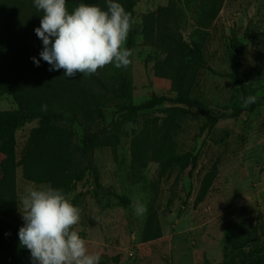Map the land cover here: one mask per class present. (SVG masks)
I'll use <instances>...</instances> for the list:
<instances>
[{
  "label": "rangeland",
  "instance_id": "374dc122",
  "mask_svg": "<svg viewBox=\"0 0 264 264\" xmlns=\"http://www.w3.org/2000/svg\"><path fill=\"white\" fill-rule=\"evenodd\" d=\"M133 1L137 34L124 45L133 50L132 63L98 69L106 93L91 74L65 77L60 85L64 72L49 71L41 39L0 40V77L27 81L22 89L36 104L75 107L105 143L85 156L84 128L65 114L67 148L86 169L84 182L68 195L80 210L74 230L100 264H264V105L247 113L230 78L231 45L238 41L245 48L246 88L264 102V0ZM115 2L125 8L123 0ZM66 3L71 12L81 3L107 10V0ZM9 8L10 27L41 24L34 0H15ZM182 95L220 120L209 124L181 104L132 110L153 96ZM9 111H18L16 103L0 96V112ZM39 127L35 120L16 132V203L28 189L52 187L51 156L32 136ZM4 160L0 155V181ZM135 200L146 205L145 215L134 214ZM16 213V222L0 217L1 239L24 226L18 204Z\"/></svg>",
  "mask_w": 264,
  "mask_h": 264
},
{
  "label": "clouds",
  "instance_id": "9594fccd",
  "mask_svg": "<svg viewBox=\"0 0 264 264\" xmlns=\"http://www.w3.org/2000/svg\"><path fill=\"white\" fill-rule=\"evenodd\" d=\"M34 6L43 12L35 33L42 40L40 58L51 66L49 71L63 69L64 77L71 78L77 73L95 74L109 64L120 69L132 63L133 50L124 45L135 21L115 0H107V10L81 3L71 14L66 0H34ZM32 59L39 67L40 59ZM256 100L248 96L242 107ZM17 204L24 221L18 233L20 246L30 251L33 264H100V255L90 253L86 240L74 230L80 210L63 189L31 188ZM131 206L137 216L147 212L139 200Z\"/></svg>",
  "mask_w": 264,
  "mask_h": 264
},
{
  "label": "trees",
  "instance_id": "16d2710c",
  "mask_svg": "<svg viewBox=\"0 0 264 264\" xmlns=\"http://www.w3.org/2000/svg\"><path fill=\"white\" fill-rule=\"evenodd\" d=\"M15 0H0V28H5L6 35H0V40L12 39H40L35 29L40 27L39 23L21 22L15 24V27H10L7 22L9 16V4ZM25 1V0H24ZM32 1V0H29ZM123 4L127 12L131 13L135 19V4L133 0H123ZM66 7L70 11V6L66 3ZM159 15H161L159 13ZM159 27L161 19H159ZM137 34V27L132 24L128 41L132 45ZM234 52L233 58V73L230 78L239 84L244 97L251 96L244 83V75L242 73L243 61L245 59V48L240 42H234L231 45ZM64 72L63 69L58 71ZM91 79L95 85L101 89L103 93L107 92V87L100 77L98 71L91 74ZM64 75L60 78L64 82ZM27 81L23 79L14 80L9 77H0V96H11L18 107V111L0 112V155L5 157L1 165L2 180L0 181V217L7 221L16 222L17 220V203L15 192V172H16V132L24 125L40 120V127L33 131V138L36 143L46 151L52 160V187L63 189L64 193L69 195L74 190L76 184L84 182L86 178L85 167L75 160V150L69 149L67 144V130L63 126L65 114H70L75 121H78L84 128L81 147L85 156L92 148L104 147L98 133L90 131L80 121L78 110L75 107H54L51 104L39 103L36 104L22 89V85ZM81 94V93H80ZM166 103L181 104L189 109H194L207 118L208 123L217 122L220 118L212 117L205 108L197 101L192 100L187 96H179L178 98H167L153 96L149 103L134 107V111L153 110ZM264 105L262 99L257 98L256 103L249 105L247 113H253L257 108ZM239 116V113L232 115L233 118ZM99 119L104 118V113L99 110L97 113ZM89 169L91 167L89 166ZM94 180L97 186L100 187L98 174H94ZM123 204L129 207V202L122 199ZM10 237L1 239L0 237V259L1 264H32L29 256L20 244H14V241H19V230L10 228ZM4 244V246L2 245ZM257 251L250 253L256 254ZM239 256H244L245 253H239Z\"/></svg>",
  "mask_w": 264,
  "mask_h": 264
}]
</instances>
